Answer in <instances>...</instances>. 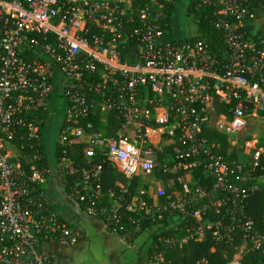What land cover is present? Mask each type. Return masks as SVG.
Instances as JSON below:
<instances>
[{
  "label": "built area",
  "instance_id": "obj_1",
  "mask_svg": "<svg viewBox=\"0 0 264 264\" xmlns=\"http://www.w3.org/2000/svg\"><path fill=\"white\" fill-rule=\"evenodd\" d=\"M178 1L0 0V264H53L49 245L81 237L47 201L48 166L20 162L46 159L45 125L57 98L64 102L61 173L73 172L65 146L87 145L71 194L124 238L146 224L156 230L144 264H173L169 252L189 241L232 249L225 264H240L247 252H260L264 264V217L257 225L246 211L264 176L239 160L234 144L224 148L212 136L237 135L264 112V39L245 29L254 17L250 0H199L216 6L221 50L204 38L167 39L164 6ZM96 112L101 121L116 114L113 134L92 130ZM170 146L158 162L157 152ZM97 156L141 179L138 192L128 184L103 191ZM194 168L205 170L203 183L188 178ZM180 169L187 171L179 187L155 175Z\"/></svg>",
  "mask_w": 264,
  "mask_h": 264
},
{
  "label": "trees",
  "instance_id": "obj_2",
  "mask_svg": "<svg viewBox=\"0 0 264 264\" xmlns=\"http://www.w3.org/2000/svg\"><path fill=\"white\" fill-rule=\"evenodd\" d=\"M137 1V0H136ZM140 1V0H139ZM158 2H163V0H157ZM251 1V9L253 10L254 17L253 19L246 24V31L248 34L251 33L253 30V25L251 22L255 19L260 17L262 14H264V0H250ZM146 3L147 0H143V3ZM174 9L173 5H165L164 10L166 12L165 20L169 23V26L167 27L168 30H170V20H171V12ZM216 10V6L213 5V3L210 4H201L199 0H189L186 6V15L192 17L194 25H195V35L191 37L193 38H204L209 46L214 51L223 49L222 41L220 39L221 32L217 28L214 27V11ZM263 37L259 36L256 37V41L258 42ZM189 39V38H188ZM220 108L223 110L225 108L224 105L221 104ZM261 116H264V112L260 113ZM93 124V131H98L102 128L106 129L107 134H113L114 131L117 128L118 119L116 118V114L111 112L106 115L105 123L103 124L100 118V114L96 112L91 118ZM213 139L216 141H219L223 144L224 148H227L230 146L229 141L227 140V135L213 131ZM66 148V156L73 162L71 166L68 167L69 172L64 176L65 182H66V188L67 190H71L73 187V180L75 178L80 179V170L82 167L85 166V157H84V151L87 147V145L83 142H80L78 140H74L71 143L67 144L65 146ZM61 149V148H60ZM59 147H56L55 156L58 160L61 157V152ZM172 153V147H166L162 150L157 152V161L162 162V159H164L165 153ZM232 154L230 153V156ZM229 156V155H228ZM230 158L232 157H228ZM234 159V158H233ZM20 162L26 167H30V165L36 164V165H42L45 164L48 166V160L47 157L42 162H37L33 160L30 156H27L25 159H20ZM95 163H101L102 171L100 175V184L103 189V191H106L112 187H116V182H120L121 184H128V188L131 192V195L135 193V190L138 186L139 180L137 178L134 179H128L126 176L122 175L120 172H118L114 166H112L109 162L104 161L102 162V157L97 156L94 159ZM49 167V166H48ZM186 169H180L175 174H167L161 172V170H157L155 172L156 178L161 179L163 184H167L169 179L174 180V185L176 187L180 186V184L176 181L177 177L183 176L186 173ZM204 169L202 168H194L192 172V178L193 180L199 181V183H203L205 180V174ZM256 176H264V150L259 154L258 157V164H257V170H256ZM106 201V200H105ZM105 203V202H104ZM106 204V203H105ZM246 211L247 214L255 220L257 225H261V222L264 217V185L260 187L258 190H256L249 198L248 203L246 205ZM146 227L148 224L145 225ZM144 232H147L148 237L155 238L157 235V231L152 228H146ZM167 232H163V235H166ZM211 245H213L212 241H206V242H193L189 241L181 246H176L174 249H172L168 256L171 258L173 264H195L196 261L200 260L201 258L205 257L209 260H214L218 264H225L227 261H229L232 257V249L227 248L226 246L221 244H216L213 251L210 250ZM149 249V246H148ZM147 249V250H148ZM262 257V254L259 252L253 253V252H247L243 255L242 260L240 264H257V261Z\"/></svg>",
  "mask_w": 264,
  "mask_h": 264
},
{
  "label": "crops",
  "instance_id": "obj_3",
  "mask_svg": "<svg viewBox=\"0 0 264 264\" xmlns=\"http://www.w3.org/2000/svg\"><path fill=\"white\" fill-rule=\"evenodd\" d=\"M56 101L45 125L44 140L49 170L43 188L47 201L68 225L80 231L81 237L73 245H49L53 264H144L150 240L147 232L127 239L120 233L108 230L100 217L86 214L71 190H67L65 175L59 170L55 156L56 134L64 118V102L59 98ZM104 121L105 118L102 119L103 124ZM138 180L135 193L140 189L141 179ZM73 181L75 185L78 178ZM120 184L116 182V185ZM105 200L104 205L109 208L110 203Z\"/></svg>",
  "mask_w": 264,
  "mask_h": 264
},
{
  "label": "rangeland",
  "instance_id": "obj_4",
  "mask_svg": "<svg viewBox=\"0 0 264 264\" xmlns=\"http://www.w3.org/2000/svg\"><path fill=\"white\" fill-rule=\"evenodd\" d=\"M188 1L179 0L176 3L170 20V31L166 35L167 39L186 38L191 37L190 35H195L196 29L193 19L187 16L185 12ZM251 24L253 25V30L250 35L255 38L261 36L264 39V14L255 18ZM228 140L231 145L234 144L235 148L241 150L239 160L244 163L253 162L256 171L259 154L264 150V116L257 114L248 117L245 127L237 135L229 134ZM188 178L191 179V175ZM263 185L264 183L260 182V187Z\"/></svg>",
  "mask_w": 264,
  "mask_h": 264
}]
</instances>
